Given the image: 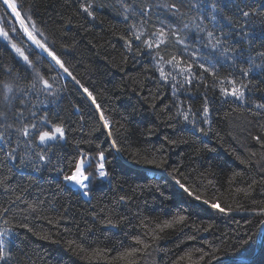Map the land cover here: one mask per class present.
<instances>
[{"label":"trees","instance_id":"16d2710c","mask_svg":"<svg viewBox=\"0 0 264 264\" xmlns=\"http://www.w3.org/2000/svg\"><path fill=\"white\" fill-rule=\"evenodd\" d=\"M22 2L23 14L32 17L27 21L30 31L69 72L33 44L20 21L0 3V26L9 33V39L0 36V81L28 92L27 109L36 113L34 122L42 130L62 123L66 134L46 144L35 140L31 146L15 133L10 143L0 141V180L5 181L0 184V205L11 208L13 223H27L31 229L16 227L10 234L8 264H264V238L255 254L264 221L258 210L264 207V148L254 139H264V109L255 107L264 103V66L252 67L264 64L255 55L264 50V16L246 20L237 11V5L248 10L264 0H216L218 14L211 9L212 0H203L199 11L189 5L201 0H123L133 11L153 4L152 23L175 25L188 38L189 52L206 42L201 39L205 34L194 27L200 15L206 17L208 30L227 34L228 45L243 55L234 57L235 65L221 59L217 71L239 80L240 68H252L244 78L252 84L244 101L223 97L220 88L231 85L223 80L214 84L208 74L200 77L198 68L194 72L199 81L187 84L179 68L158 64L160 57L167 60L173 54L183 56L185 64L190 57L174 40L159 53L135 40L129 25L138 17L126 18L121 0H95V19L80 9L81 0ZM165 3H177L179 12L173 16L161 7ZM213 14L215 22L210 20ZM126 39H133L131 51ZM12 44L24 51L32 66ZM161 69L171 73L167 80ZM37 73L49 80L51 89L44 91L39 82L30 88ZM101 112L108 127L103 126ZM46 113L51 123L40 120ZM184 114L195 119L196 126L185 121ZM13 148L15 160L7 156ZM101 150L109 175H96L88 195L63 180L80 153L95 157ZM38 152L50 157V163L40 162ZM177 180L201 200L185 193ZM8 186L19 191L6 190ZM21 192L23 198L15 200ZM212 203L226 211L211 208ZM239 257L251 259L217 260Z\"/></svg>","mask_w":264,"mask_h":264},{"label":"snow or ice","instance_id":"6c2138e0","mask_svg":"<svg viewBox=\"0 0 264 264\" xmlns=\"http://www.w3.org/2000/svg\"><path fill=\"white\" fill-rule=\"evenodd\" d=\"M3 6H6V9L11 10V15H13L16 19L20 21L21 27L23 28L24 34L27 35L28 39L32 41L37 47L44 49L48 52V55L52 57V59L64 70L65 73H68L69 70L65 66L64 62L60 59L59 56L56 55L54 51L49 49L47 45L41 40L36 38V34L33 31H30L27 21L31 20L32 17L30 15L25 16L22 12L23 2L22 0H0ZM201 0L200 4H192L189 5V8H196L198 11L202 10ZM95 4V0H81L79 7L80 9L86 13L88 16L95 19V12L93 11ZM123 9L126 18L131 19L133 16L138 17L137 20H134L132 24L129 25V28L133 30V38L137 41H141L147 49L155 50L157 53L161 50L162 47H167L170 40H174L177 46H183L182 51L187 53L190 57L189 62L185 64L183 56L178 57L173 54L169 59L164 60L163 57H160L157 61L160 63H167L173 69L179 68L180 73L185 74V83L192 84L193 79H197L199 81V77H196L194 68H198L201 70L200 77H203L205 74H208L212 77L214 84L217 81H226L231 85V89L227 87H221L220 93L223 97L227 98L229 96L233 97L236 101H244L246 98V92L251 91L252 84L251 81L247 83L244 82V78H247L252 68H240V78L238 80L232 74L221 77L217 71V65L221 63V59L225 61H231L233 65L236 63V59L234 58L236 55L242 56L243 53L240 52L237 54V49L228 45V37L227 34L221 32L217 34L214 30H208L207 25L204 24L205 16L200 15L198 17L199 22L194 25L195 29L198 33H204L206 38V42L201 45L200 48H194L191 52L188 51V46L186 44V40L188 39L186 36H181L180 31L175 27V25H166L163 22L159 24H153L151 21L152 17V8L153 4L148 3L147 5L140 6L137 11H133L132 5L123 3L121 0L120 4ZM163 9L172 13L175 16L179 10L180 5L177 3H165L161 6ZM217 2L216 0H212L211 9L213 13H217ZM220 12L223 10L220 9ZM237 11L239 15L247 20L250 16L254 17L256 15L264 16V4H257L255 7H248V10H244L237 5ZM131 12V16L128 14ZM8 14L7 11L5 13ZM218 14V13H217ZM217 14H213L210 17L211 21H217ZM223 19H229L228 17H222ZM3 17H0V21H3ZM197 19V18H194ZM215 27V25H213ZM32 29H35V23L33 22L31 25ZM183 28L185 30L189 29L188 24H184ZM244 25H241V34L246 36L247 33L243 31ZM139 29H143L144 32L142 35H147V39H142V35H137L136 32ZM12 32H15L16 29L12 28ZM38 31V30H37ZM0 36H3L5 39H9V33L5 30L4 27L0 26ZM125 37H122L124 39ZM126 44L128 45L129 51L132 50L133 39H126ZM12 47L15 51L23 57V60L30 66H32V61L29 59L27 55L24 54V51L17 47L16 44H12ZM207 50V51H202ZM256 57L261 59L264 62V50L258 51L255 53ZM262 65L253 64L252 67H262ZM161 77L167 80L171 73L165 74L163 69L160 70ZM71 75V73H69ZM75 79V77H73ZM175 78L173 77V80ZM37 82L43 85V90L48 91L52 88V85L49 83L48 79H45L39 73L36 74V78L33 83L30 85V88L35 89L37 86ZM79 83V81H77ZM173 88L177 87L176 83H173ZM83 87V85H81ZM85 93H87L90 97L92 93L89 92L87 88L83 89ZM17 93L22 94L25 99H20L17 96ZM27 98L28 92L23 88L14 86L12 82L0 81V141L5 143H10L9 136L13 133L17 134V138L24 137L28 144L31 146L35 140H38L40 144H46L49 141H54L57 139H64L66 134V129L62 123L52 124L51 130L44 129L42 130L40 126L35 123L36 113L29 112L27 109ZM16 101V102H14ZM93 102H95L93 100ZM99 107V105H97ZM255 107L257 109H264V103L257 102ZM209 113V106L207 103V97L205 96V103L203 105V114L207 117ZM180 113H178L179 115ZM259 114V113H257ZM185 121L191 123L193 126H196V120H189V116L187 114L183 115ZM100 119L103 121V126L108 127L109 121L105 119L104 114L101 112ZM40 120L44 124L51 123L47 119V113L45 116L40 117ZM206 122V120H205ZM202 133H204V129H199ZM207 134V133H204ZM111 135V132H109ZM254 139L261 144V147L264 148V139H261L260 136L254 137ZM116 141L112 142V145L115 146ZM16 149L13 148L11 151L7 153V156L11 160H15L17 156L15 155ZM38 160L43 164L50 163V157L46 156L43 152L36 153ZM146 163H155V161H145ZM244 161H242L243 163ZM24 163L23 158H21V164ZM93 163H95V167L93 168ZM106 157L103 150L96 153V156L93 157L91 155H86L84 153H80V155L74 158L70 163L69 167L72 164L75 165L74 170L71 171L70 174H64L63 180L75 185H78L83 191L84 195H88V187L89 182L98 175L99 177H106L109 173L105 170ZM162 166V165H161ZM86 169H92L91 171H86ZM37 171L40 169L37 168ZM57 171L63 172L64 169L58 167ZM179 184L180 188L183 189L185 193L189 196H194L196 200H201V196L195 195L194 192L190 191L189 188L185 187L184 184H181L180 181H176ZM5 181L0 180V184H4ZM256 181H253L255 184ZM251 187V186H250ZM6 190H12L13 192L19 191V189H10V186L6 188ZM239 191V190H238ZM23 198V192L21 195L15 196V200L19 201ZM121 200H124L125 197H120ZM204 203H208V201H204ZM28 208L35 210V206L32 204L28 205ZM211 208L218 209L220 212L226 211L225 208H221L218 203H212ZM229 211L231 209H228ZM261 213H264V207L258 209ZM11 213L10 207H5L0 205V261L8 264V261L12 258V253L8 250L9 236L13 232L14 228H25L31 231L29 225L27 223H13L15 217L13 216L11 219L9 218V214ZM180 220H184L183 216L179 217ZM111 223V221H109ZM264 223V221H262ZM170 226V225H165ZM138 243H142L139 238H135ZM145 248L148 247L147 244L144 245Z\"/></svg>","mask_w":264,"mask_h":264},{"label":"water","instance_id":"95a60500","mask_svg":"<svg viewBox=\"0 0 264 264\" xmlns=\"http://www.w3.org/2000/svg\"><path fill=\"white\" fill-rule=\"evenodd\" d=\"M261 236L258 242V247L255 249V254L257 253L259 247L262 244L263 238H264V223H262L261 228H260ZM222 259H227L229 261H235V262H244V261H249L251 258H246V257H239V258H219L217 260H222Z\"/></svg>","mask_w":264,"mask_h":264},{"label":"rangeland","instance_id":"374dc122","mask_svg":"<svg viewBox=\"0 0 264 264\" xmlns=\"http://www.w3.org/2000/svg\"><path fill=\"white\" fill-rule=\"evenodd\" d=\"M68 183H69V182H68ZM69 185H71V186H73V187H76V188L82 190L78 185H75V184H72V183H69Z\"/></svg>","mask_w":264,"mask_h":264}]
</instances>
